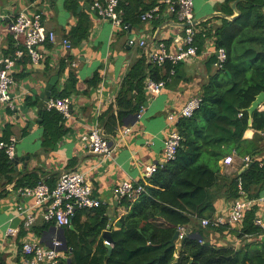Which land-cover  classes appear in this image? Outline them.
Wrapping results in <instances>:
<instances>
[{"label": "crops", "instance_id": "crops-1", "mask_svg": "<svg viewBox=\"0 0 264 264\" xmlns=\"http://www.w3.org/2000/svg\"><path fill=\"white\" fill-rule=\"evenodd\" d=\"M223 2L224 0H194L195 20L200 22L223 16ZM161 3L162 0H156V5L161 6L156 20L143 22L134 16L121 27H116L110 20L97 15L91 8L90 0H0V58L21 47V43L13 42L8 28L21 11L31 13L37 9L42 10L46 28L53 31L56 37L55 43H45L41 46L43 58L37 64H33L27 54L17 61L12 71L14 83L10 87V96L16 102V108L8 111L5 106H0V135L8 124V135L16 138V156L21 158L17 164L13 163L15 179L5 186V192L0 197V255L9 254L10 262L18 259L21 261L17 251L23 240L31 238L47 247L51 245L55 231L53 224L45 223L41 219L40 208L32 209L36 215L32 228L23 229L20 208H32L34 201L32 197L21 196L20 191L24 187L33 186L31 184H36L39 180H44L53 187L65 171L84 173L93 195L101 200L105 209L107 226L99 236L104 241L103 232L107 228L110 232L116 230L117 221L127 212L124 207L118 205L121 199H116L114 189L127 180L146 182V167L150 164H164V140L169 130L167 115L178 112L191 97L200 96L202 86L215 72L216 67L210 63L216 56L212 39L205 40L201 51L195 57L180 63V72L168 80L159 94L147 91V101L143 109L136 114L137 120L132 122L135 116L133 115L119 124L130 127L129 133L122 136L107 126L110 115L108 111L111 108L115 110V101L122 81L131 66L142 57L150 62V54L157 50L159 41H164L169 50L174 51L183 37L176 16ZM231 8L235 15L232 4ZM216 24L219 23L213 20L208 27L213 28ZM78 25L82 29L87 28V37L66 48L62 40ZM130 38L144 40L146 44L143 47L130 46ZM68 56L72 59L71 63L67 62V70L58 74L61 60ZM70 71L75 74L77 80L76 92L69 95L72 101L70 117L63 123L66 132L53 147H46L43 145L42 121L34 124L32 128L28 126L33 120L42 118L33 108L40 101V89L46 88L56 77L50 90V97L53 98L55 93L63 90ZM94 76H98V84L88 85L87 82ZM32 90H36L35 99L30 97L27 100L29 112L24 114V97L32 95ZM44 106L45 102L42 109ZM95 125L113 143L114 138L118 142L110 157L93 154L87 143L82 140ZM254 135L255 131L249 128L244 138L252 140ZM261 144L264 146V140ZM243 158L235 155L231 164L223 163V159L219 161L221 184L214 191L212 218H227L232 202L225 197L227 182L242 173L250 164H245ZM259 159L264 160V149L259 154ZM19 180L21 186L17 185ZM9 186L12 188L8 190ZM261 196H264V185L260 190L259 197ZM259 213V208H256V214ZM79 215L77 224L91 222L94 218V214L90 212H79ZM196 225L204 230L205 241L214 246L231 247L240 253L242 250L253 252L264 246V235L259 238L251 235L237 236L242 223L221 230L207 229L199 221ZM9 226L19 229L15 237L5 236V230ZM68 229H74V225L71 223L64 228L63 234L60 232L65 241V232ZM190 231V228H185V234ZM192 236L200 238L197 232ZM176 245L179 247L180 240H176Z\"/></svg>", "mask_w": 264, "mask_h": 264}, {"label": "trees", "instance_id": "trees-1", "mask_svg": "<svg viewBox=\"0 0 264 264\" xmlns=\"http://www.w3.org/2000/svg\"><path fill=\"white\" fill-rule=\"evenodd\" d=\"M234 2L235 15L231 8ZM155 5L156 0H119L124 24L134 16L139 19ZM221 10L223 16L199 23L196 44L200 52L205 40L210 38L215 49H225L227 58L202 86L199 108L192 116L177 123L176 129L182 140L175 158L162 164L143 182L144 192L135 198L120 200L118 205L127 212L117 221L118 228L111 232L113 246L109 254L99 237L107 226L105 209L101 206L78 211L72 219L74 229L65 232L66 246L71 253H64L61 264H264V246L241 253L231 247L214 246L205 241L204 230L196 225L202 218L212 219L214 191L221 184L219 161L226 156H249L252 161L247 170L228 180L225 193L228 200L238 197V181L249 198H258L264 185V160L259 159L264 138L257 134L264 128V103L261 109L252 113L250 124L247 112L256 96L264 92V0H224ZM213 20L219 24L209 28ZM80 25L64 38L70 45L87 37V28L82 29ZM71 60L69 56L61 60L58 74L67 70V62L71 63ZM215 60L214 56L210 63L214 65ZM179 72L180 63L165 62L158 66L145 57L139 58L122 81L115 110L108 111L107 126L114 131L124 120L143 109L148 95V78L167 84ZM76 80L75 74L68 72L63 90L55 93L53 98L76 92ZM98 81V76H94L87 83L97 85ZM41 117L43 145L53 147L66 132L65 119L58 111L45 108ZM249 128L255 131L252 140L244 138ZM8 129L7 124L0 141H8ZM14 170L13 162L0 153V197L5 186L15 179ZM17 185H22L21 180ZM79 212L93 213L94 218L91 222L77 224ZM255 216V208L245 213L238 237L264 235L254 224ZM180 227L191 231L183 236L177 247L176 241L172 244V240ZM228 227L209 225L207 229ZM195 232L200 235L199 239L192 236ZM0 264L22 263L19 259L10 262L9 254H1Z\"/></svg>", "mask_w": 264, "mask_h": 264}, {"label": "built area", "instance_id": "built-area-1", "mask_svg": "<svg viewBox=\"0 0 264 264\" xmlns=\"http://www.w3.org/2000/svg\"><path fill=\"white\" fill-rule=\"evenodd\" d=\"M46 2L47 0H42ZM169 12L174 14L183 31V37L177 44L174 51L169 50L164 41H159L157 50L150 54V61L158 66H163L165 62L172 64L181 63L185 60L195 57L198 54V45L196 44V35L200 32L199 21L194 18V0H162ZM91 8L98 16L108 19L116 27H121L123 22V12L119 9V0H93ZM160 6L156 5L152 9L144 12L140 16L143 22H152L159 17ZM9 34L15 44L21 43V47H17L12 54L2 56L0 58V106L10 110H15L16 102L10 96V87L14 83L12 71L17 61L27 54L33 64H37L43 58L40 48L45 43H55V33L48 30L44 24L42 10L34 12L21 11L10 22ZM66 48H70L67 39L62 40ZM130 46H145L144 40H136L130 38L128 40ZM216 60L214 66L221 68L225 62L227 55L223 48L215 50ZM75 65V64H74ZM165 81L146 80V89L151 94H159L165 87ZM201 96L191 97L184 106L176 113L167 115L169 130L166 132L163 147L164 163L173 160L182 140L177 131V123L180 119L193 115L195 110L201 104ZM71 98L69 96L63 98H49L45 102L46 110H56L64 119L70 117ZM241 115V114H239ZM131 130L130 127L117 126L115 132L119 135H126ZM264 138V128L260 131ZM88 145L90 152L104 158L110 157L118 144L114 138L113 143L103 131L95 125L91 128L86 136L82 138ZM4 153L11 161L16 157V138L10 136L8 141H0V153ZM235 154H230L223 158V163L231 164L234 161ZM245 164L251 161L249 156L243 158ZM162 164H150L146 167L145 175L150 178ZM143 182L124 181L114 189L117 199L135 198L138 194L144 192ZM9 186L7 189H11ZM238 197L232 200L227 218L222 216L212 219L202 218L199 222L202 226L207 227L213 225L215 227L227 225L233 227L241 224L245 213L248 210L259 208L260 213L256 214L254 219L255 226L264 232V196L258 198H249L244 192L240 181H238ZM23 197H32L33 206L27 210L20 208L22 215V227L25 230L32 228L35 223L36 215L32 211L34 208L41 209V219L45 223H51L55 226L52 234L50 246H43L37 240L28 238L22 241L17 255L21 258L22 264H61L65 257V252H70L67 247L66 251H62L63 238L60 235V228L71 225L72 219L78 211L93 210L102 206L99 198L93 195L92 188L86 179L84 173L71 170L63 172L58 178L55 186L50 187L44 180H39L34 186L24 187L20 191ZM179 235L177 240H181L185 235V227L178 228ZM19 233L17 227L9 226L5 230L6 237H15ZM104 244H108L104 240Z\"/></svg>", "mask_w": 264, "mask_h": 264}, {"label": "water", "instance_id": "water-1", "mask_svg": "<svg viewBox=\"0 0 264 264\" xmlns=\"http://www.w3.org/2000/svg\"><path fill=\"white\" fill-rule=\"evenodd\" d=\"M235 5H236V2H234V3L232 4V7L235 8ZM55 79H56V77L53 78V80H51V81L49 82V85L46 86V88H41V89H40V91H41V93L39 94L40 101L37 103V106L33 108V111L37 112V114L40 115V116H42V106H43V103L46 102L47 99L50 98L51 85H52V83H53V81H54ZM35 95H36V90H32V95H26V96L24 97V101H25V102L23 103V106H22V108H24V114H28V112H29V106H28V104H27V100H28L30 97H31V99H35V98H34ZM263 103H264V92H260V93L256 96L255 100L251 103L250 107L247 109L248 116H249V124L251 123L252 113H253L255 110H257L258 108H260V107L262 106ZM133 117H134V118H133L132 122H134V121L137 120L138 115H135V116H133ZM41 121H42L41 119L33 120L32 122H30V123L28 124V126H29L30 128H32V126H33L34 124H36L37 122L41 123ZM125 124H128V122H125ZM19 160H21V158L18 157V156H16L12 162H13L14 164H17ZM251 165H252V162H250V164H249L247 167H245L243 171L247 170ZM116 199H117V198H116ZM60 232H61V234H63V233H64V228H60ZM178 235H179V231L177 230L176 233H175V235H174V238H173V240H172V244H174L175 241L178 239ZM102 237L108 242V244H106V247H107V249H108V254H109L110 251H111V249H112V246H113V241H112V239H111V232H110V229H109V228H107V229L103 232ZM196 237L199 238L198 236H196ZM262 241H264V236L262 237ZM63 242H64V244H63V247H62L61 250H62V251H66L67 246H66V242H65L64 236H63Z\"/></svg>", "mask_w": 264, "mask_h": 264}]
</instances>
